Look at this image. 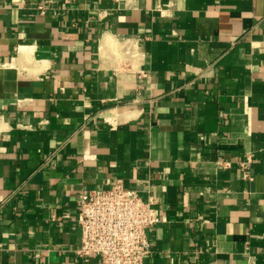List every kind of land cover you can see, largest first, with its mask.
<instances>
[{
	"label": "crops",
	"instance_id": "crops-1",
	"mask_svg": "<svg viewBox=\"0 0 264 264\" xmlns=\"http://www.w3.org/2000/svg\"><path fill=\"white\" fill-rule=\"evenodd\" d=\"M117 181L164 216L143 264H264V0H0V264H99Z\"/></svg>",
	"mask_w": 264,
	"mask_h": 264
},
{
	"label": "built area",
	"instance_id": "built-area-1",
	"mask_svg": "<svg viewBox=\"0 0 264 264\" xmlns=\"http://www.w3.org/2000/svg\"><path fill=\"white\" fill-rule=\"evenodd\" d=\"M252 157L239 162L243 176L251 177ZM156 199L117 181L108 188L90 189L79 195L80 257L97 256L99 264H143L151 251L148 229L164 216Z\"/></svg>",
	"mask_w": 264,
	"mask_h": 264
}]
</instances>
